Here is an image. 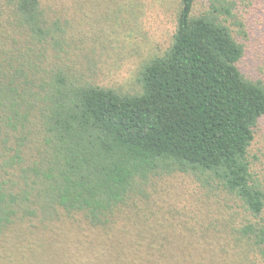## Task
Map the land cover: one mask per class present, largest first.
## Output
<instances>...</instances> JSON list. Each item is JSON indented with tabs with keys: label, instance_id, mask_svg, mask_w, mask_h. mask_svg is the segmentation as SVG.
<instances>
[{
	"label": "trees",
	"instance_id": "16d2710c",
	"mask_svg": "<svg viewBox=\"0 0 264 264\" xmlns=\"http://www.w3.org/2000/svg\"><path fill=\"white\" fill-rule=\"evenodd\" d=\"M259 1L209 0L192 15L194 0H179L170 46L125 92L74 63L48 0H0V264H187L172 233L207 231L156 205L157 176H191L262 213L249 148L264 75L241 68L230 25L244 28L238 3ZM242 236L264 256V227Z\"/></svg>",
	"mask_w": 264,
	"mask_h": 264
},
{
	"label": "rangeland",
	"instance_id": "374dc122",
	"mask_svg": "<svg viewBox=\"0 0 264 264\" xmlns=\"http://www.w3.org/2000/svg\"><path fill=\"white\" fill-rule=\"evenodd\" d=\"M178 1L59 0L51 5L48 0L46 7L51 5L62 16L61 22H67L71 59L86 64L89 78L105 87L132 92L137 88L141 65L170 46ZM208 1L194 0L192 15L207 11ZM238 5L241 14L238 17L244 28L230 25L233 35L245 47L240 66L247 69V74L262 77L264 0L251 7ZM46 53L51 60V51ZM249 156L253 173L264 184V120L256 129ZM148 190L157 206L171 210L176 222L186 223L198 232L207 231L208 235L202 238L197 233L188 234L181 227L172 233L186 249L187 264H264L258 248L242 236L247 225L256 231L264 227V208L254 217L228 194L203 189L193 177L180 173L154 177ZM246 235L253 238L252 234Z\"/></svg>",
	"mask_w": 264,
	"mask_h": 264
}]
</instances>
